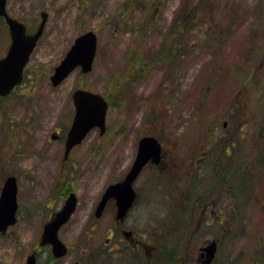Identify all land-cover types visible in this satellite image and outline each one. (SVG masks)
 Returning a JSON list of instances; mask_svg holds the SVG:
<instances>
[{"label":"rangeland","instance_id":"374dc122","mask_svg":"<svg viewBox=\"0 0 264 264\" xmlns=\"http://www.w3.org/2000/svg\"><path fill=\"white\" fill-rule=\"evenodd\" d=\"M180 1L7 0V11L24 22L28 32L35 29L41 10L47 12V20L24 67L25 77L12 95L0 98V106L4 108V111L0 109V143L3 142L0 159L3 155L7 159L12 157L15 143L49 140L54 128L64 131L73 113L70 94L74 86L108 94L115 104L107 109L105 132L99 136L96 129H92L73 155L83 160L84 177L75 180L74 186L80 198H90L86 205L90 206L99 185L124 174L135 153L137 139L142 134H156L162 144V164L187 166L191 158V166L203 152L208 154L201 174L194 176L189 186L185 187L186 180L181 173L171 176L176 169L171 165L162 168L160 177L150 176L146 192L148 199L157 205V211L144 229L154 247L158 244L165 247L154 250L152 245L150 264H167L168 251L174 256L173 264H183L182 256H187L184 264H198V249L208 238L218 242L213 264H264V163L258 162L264 140L248 141L253 130L264 134V127L254 125L257 119L261 122L264 112V93L259 94L263 91L264 78L254 79L252 85L245 87L247 71L243 60L249 53L246 59L252 60L251 69L264 61V0H194L203 2L198 8L208 9V12L199 19V15L191 18L190 22L187 19V25L172 34L168 29ZM232 7H239L240 11L234 19L244 20L237 22L239 25L229 31V35L223 34L219 25L226 22ZM3 25L0 20V57L9 44V32ZM209 28L213 36L209 37L210 44L204 46L200 41L203 35L209 34ZM88 29L96 31L97 36L92 70L81 77L76 68L58 86L52 87L49 75L53 67L62 59L74 37ZM252 31L257 33L258 40L257 46L249 50L254 42ZM214 48L221 51L217 59L211 51ZM157 53H162V57L154 56ZM211 59L214 61L205 69L204 63ZM141 69L143 75L134 83ZM121 81L126 94L129 85L131 92L130 100L124 104L114 91ZM2 112L9 113L4 117ZM238 120L241 129L236 127ZM214 140L220 145L222 140L246 142L242 141V149H228V157L234 167L240 162L250 168L257 165L253 197H232L225 192L211 195L215 158L226 153L218 150L215 142H210ZM88 147H94L91 156ZM228 157H222L223 161ZM5 167L12 168L10 160ZM146 172L149 175V168ZM184 189L185 194L192 191L191 196L199 199L197 208L208 202L210 207L225 204L222 208L226 209L227 204L235 206L246 199L247 204L241 206L246 214L232 224L229 211L225 219L223 213H217L215 220L221 223L206 225L201 220L192 229L199 209L192 214L187 200V207L179 211L185 209L180 216L187 222L192 220L191 230L179 225L177 231L174 232V227L173 233L164 232L161 236L159 227L163 223L167 228L172 224L167 214L176 195ZM108 225L106 215L97 235L100 240ZM12 231L13 228H8L3 238L0 237L1 258L5 252H16L12 247L9 251L4 249L6 241L7 245L13 243ZM181 232L185 234L179 236ZM173 248L178 253L173 252ZM6 262L14 264L10 258Z\"/></svg>","mask_w":264,"mask_h":264},{"label":"flooded vegetation","instance_id":"af4514ba","mask_svg":"<svg viewBox=\"0 0 264 264\" xmlns=\"http://www.w3.org/2000/svg\"><path fill=\"white\" fill-rule=\"evenodd\" d=\"M0 20L8 32L4 18L0 17ZM2 113L6 117L9 112ZM70 123L64 131L54 128L50 133L54 137L49 134V140L15 143L12 157L7 159L3 155L0 159V192L4 181L14 176L17 203L14 222L0 231L3 238L8 228H13V243L7 245L6 241L4 249L14 248L16 252L2 254L0 264H7L8 258L13 259L14 264H150L153 243L144 226L140 230L127 228L124 221L132 205L148 199L146 187L150 175L143 169L153 167L159 170L167 163L162 164L161 160V163L147 164L141 170L133 183L135 194L122 215H118V203H124L126 199L111 196L103 202L102 195L110 182L119 181L123 175L99 185L90 206H87L90 198H80L74 186L75 180L84 177L81 169L83 160L73 155L92 129L95 128L99 136L103 133L92 127L79 143L66 151L65 139ZM88 148L91 156L94 147ZM9 160L11 169L5 167ZM205 205L214 211L213 205L210 207L208 202ZM204 212L205 207L202 214ZM106 215L109 216V225L100 240L97 235ZM196 261L201 264L198 256ZM213 261L215 258L208 264H213Z\"/></svg>","mask_w":264,"mask_h":264},{"label":"water","instance_id":"95a60500","mask_svg":"<svg viewBox=\"0 0 264 264\" xmlns=\"http://www.w3.org/2000/svg\"><path fill=\"white\" fill-rule=\"evenodd\" d=\"M6 0H0V15L5 17L9 29L10 44L6 54L0 58V96L7 95L22 78V70L29 55L41 35L47 12L41 11V20L32 33L25 30V25L10 17L5 10ZM97 37L93 30H87L77 35L61 61L54 67L49 76L52 85L59 84L77 66L85 73L91 70L96 52ZM75 113L65 139L66 151L82 140L86 132L97 126L100 132L105 131V114L107 101L97 92L76 88L71 93ZM52 137H54L52 135ZM161 157V146L156 137L143 136L139 142L134 161L120 181L108 185L103 202L110 196L124 198V203H118V215H122L130 205L129 200L133 195L132 181L147 161L157 163ZM16 182L15 177H8L0 192V231L14 222L16 210ZM216 249L215 240H208L207 244L200 248V256H205L202 263H208Z\"/></svg>","mask_w":264,"mask_h":264},{"label":"trees","instance_id":"16d2710c","mask_svg":"<svg viewBox=\"0 0 264 264\" xmlns=\"http://www.w3.org/2000/svg\"><path fill=\"white\" fill-rule=\"evenodd\" d=\"M135 3L137 2V0H133ZM199 1V0H198ZM198 1H194L193 2L191 0H181L178 7L176 8L174 15H173V21L172 24L169 25V33L174 34L175 31L177 30H182L186 25H187V21L192 20L191 18H194L195 16H198V19L201 18L202 16H205L206 10L205 8H198V5L202 4V3H198ZM203 1V0H200ZM240 13L239 11V7L237 8H231L228 12V16H227V20L225 23H223L222 25H219L220 30L223 31V34L226 33L228 34L229 31L236 29V27L239 25V23L241 22V20L244 19H238L235 20L234 17H236L238 14ZM188 19V20H187ZM239 22L237 25L236 23ZM178 23V26H177ZM216 25V22L211 26V28ZM236 25V26H235ZM131 28L136 29V26H132ZM209 28V29H211ZM263 30V27L262 29ZM207 33H209L208 35H203V38H201L200 42L204 43V46H207L210 44V40L209 37L213 36L210 33V30L207 31ZM254 33V31L252 32ZM257 33L251 34V36L254 38V42L253 45L249 46V50L253 49L255 46H257V40L258 37L256 35ZM229 35V34H228ZM184 42H182V49L184 46ZM214 55L216 57V59L220 56V49L218 48H214L213 50H211ZM250 54L247 53L246 56L248 57ZM154 56H161L162 57V53H157L154 54ZM246 56L244 57V52H243V60L246 62V71H247V79L245 80V87H248L250 85H252V82L254 79H259V78H264V61H262L260 64H258L257 67H254L251 69V59H246ZM215 59V58H214ZM212 61L214 60H209L208 62H205L203 67H207V65H209ZM211 65V64H210ZM244 66V64H243ZM144 68V67H143ZM256 70V72L254 73V71ZM125 74V73H124ZM83 77V76H82ZM111 82V80H110ZM243 83V84H244ZM77 84V83H76ZM263 86V91L261 93H259L260 95H262L264 93V83H262ZM114 91L116 93H118L122 98L120 99V102L122 104L126 103L128 101L126 92L122 89V81H121V86L119 87H115ZM106 99L108 101L109 106L115 104V101L113 99H111V96L108 97V94H105ZM263 96V95H262ZM1 111H4V108L2 106H0ZM254 125H259V128L264 127V112H262L261 114V122L257 119L256 121H254ZM236 127H239L241 129V121L238 120ZM259 130V129H258ZM256 133V134H255ZM255 134V135H253ZM242 136H239V138H241ZM260 140H264V134H260L259 132H255L254 130L252 131V135L249 138L248 141H257L258 143H260ZM230 141V142H229ZM243 141V140H242ZM242 141H232L231 140H227L226 142L224 140L221 141V145L219 144V142H217L216 140L214 141H210V142H215L216 147H218V150L226 152V153H221L220 155L218 154V156L215 158V166H214V184L212 185V191L211 193L214 195H222L221 192H225L229 195H231L232 197H240V196H244L246 199H249L251 197H253L254 192H253V185L254 182L256 181V176L258 174V167L257 165L253 164L252 167L250 168L249 166L242 165V162L238 163L236 167L233 166V163L230 161L229 157H228V149L230 148H239L241 147V143ZM239 142V146L236 147L237 143ZM260 154L258 156L259 160L258 162H260V164L263 162L264 163V148H262L260 151ZM228 157L226 161H223L222 157ZM193 170V169H191ZM189 174H192V172H187ZM246 177H243L244 174H246ZM186 174V173H185ZM184 176V175H183ZM185 177V176H184ZM223 188V189H222ZM244 189V190H243ZM243 190V191H242ZM243 197V198H244ZM245 199V200H246ZM241 201L238 204H235V206H230V205H226V209H223L222 206H216L217 207V213H223V218L225 219V213L228 212L229 216L232 218V224L237 223L239 219H241L242 215L246 214V212H244L245 210L242 209V205L247 204V202ZM249 201V200H248ZM181 204V202H179V205ZM185 207V206H183ZM182 207V208H183ZM231 207L232 210H229V208ZM185 209L179 211V212H172V210H170L167 214V216H169V218L172 220V224L166 229L167 232H172L173 233V229L175 227V231H177L179 229V225H183L185 230H189L190 229V225L191 223H186L187 221L182 218L180 216V213H183ZM195 211V209L193 207H191L190 212L193 214ZM217 223H220L219 221H217ZM163 226H167L166 223H163ZM173 252H175L174 250H172ZM168 253L170 255H173L170 251H168ZM176 253V252H175Z\"/></svg>","mask_w":264,"mask_h":264},{"label":"clouds","instance_id":"9594fccd","mask_svg":"<svg viewBox=\"0 0 264 264\" xmlns=\"http://www.w3.org/2000/svg\"><path fill=\"white\" fill-rule=\"evenodd\" d=\"M156 211L157 205L153 201L147 198L137 201L128 211L124 226L127 228H141Z\"/></svg>","mask_w":264,"mask_h":264}]
</instances>
